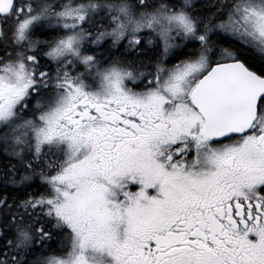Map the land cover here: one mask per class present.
I'll use <instances>...</instances> for the list:
<instances>
[{"label": "snow or ice", "instance_id": "obj_1", "mask_svg": "<svg viewBox=\"0 0 264 264\" xmlns=\"http://www.w3.org/2000/svg\"><path fill=\"white\" fill-rule=\"evenodd\" d=\"M0 264H264V0H0Z\"/></svg>", "mask_w": 264, "mask_h": 264}]
</instances>
